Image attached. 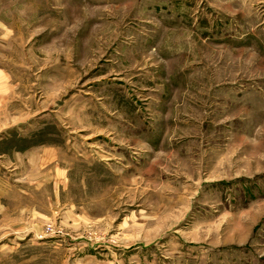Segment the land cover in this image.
Here are the masks:
<instances>
[{"label":"rangeland","instance_id":"374dc122","mask_svg":"<svg viewBox=\"0 0 264 264\" xmlns=\"http://www.w3.org/2000/svg\"><path fill=\"white\" fill-rule=\"evenodd\" d=\"M0 264H264V0H0Z\"/></svg>","mask_w":264,"mask_h":264}]
</instances>
